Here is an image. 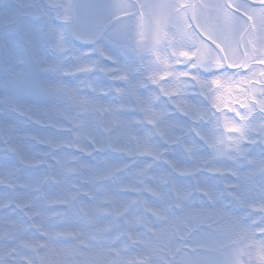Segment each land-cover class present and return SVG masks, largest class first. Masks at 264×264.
Returning a JSON list of instances; mask_svg holds the SVG:
<instances>
[{"label":"snow or ice","instance_id":"6c2138e0","mask_svg":"<svg viewBox=\"0 0 264 264\" xmlns=\"http://www.w3.org/2000/svg\"><path fill=\"white\" fill-rule=\"evenodd\" d=\"M0 264H264V0H0Z\"/></svg>","mask_w":264,"mask_h":264}]
</instances>
